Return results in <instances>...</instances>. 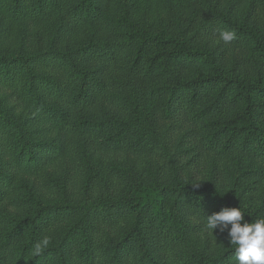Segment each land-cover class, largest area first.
Returning <instances> with one entry per match:
<instances>
[{"label":"trees","instance_id":"1","mask_svg":"<svg viewBox=\"0 0 264 264\" xmlns=\"http://www.w3.org/2000/svg\"><path fill=\"white\" fill-rule=\"evenodd\" d=\"M259 1L148 20L135 0H0L17 27L0 46V264H235L207 215L264 217Z\"/></svg>","mask_w":264,"mask_h":264},{"label":"clouds","instance_id":"2","mask_svg":"<svg viewBox=\"0 0 264 264\" xmlns=\"http://www.w3.org/2000/svg\"><path fill=\"white\" fill-rule=\"evenodd\" d=\"M219 39L230 44L236 39V33L220 30ZM242 213L239 207L222 208L207 215V227L212 231H227L229 244L235 246V264H264V217L248 222ZM43 243L46 245L48 241Z\"/></svg>","mask_w":264,"mask_h":264},{"label":"rangeland","instance_id":"3","mask_svg":"<svg viewBox=\"0 0 264 264\" xmlns=\"http://www.w3.org/2000/svg\"><path fill=\"white\" fill-rule=\"evenodd\" d=\"M226 1V0H223ZM238 1V11L240 13H245L248 5L250 2H254L256 4H260L259 0H236ZM135 10L138 15H142L148 20H165L169 16H176V17H183L190 19V16L192 14V3L190 0H135ZM204 15H201L198 17V19L202 18ZM262 20L264 22V8L257 7L256 10L252 13V18L255 19V21H258L257 19ZM202 20H197V23L195 26L201 25ZM259 22V21H258ZM17 27L14 24H11L10 22L2 20L0 22V46H5L9 44L11 41H13V35L14 31H16ZM230 50L229 53H233L234 55L240 57L241 53L243 52V48L239 45L230 44ZM151 99H147V104L150 107ZM162 129L167 126V121H164L161 123ZM177 131V130H176ZM177 131V134L180 135ZM174 140V139H173ZM208 160V158H207ZM218 163L220 160L217 161ZM257 182L254 184L256 185V190L254 192L256 200H260L262 196V192L264 190V176H257Z\"/></svg>","mask_w":264,"mask_h":264}]
</instances>
